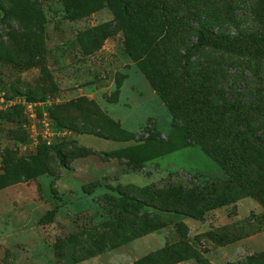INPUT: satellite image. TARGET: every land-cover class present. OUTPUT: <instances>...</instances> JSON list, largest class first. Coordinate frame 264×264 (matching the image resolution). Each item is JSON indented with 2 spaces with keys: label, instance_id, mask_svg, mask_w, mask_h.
<instances>
[{
  "label": "rangeland",
  "instance_id": "rangeland-1",
  "mask_svg": "<svg viewBox=\"0 0 264 264\" xmlns=\"http://www.w3.org/2000/svg\"><path fill=\"white\" fill-rule=\"evenodd\" d=\"M0 1L8 12L0 24V264H132L180 240L169 223L119 244L124 229L115 224L112 200L140 186L186 188L226 176L194 145L135 160L137 165L127 160L133 161L127 157L136 139H146L149 132L164 138L170 132L171 115L124 51L108 7L69 19L63 0ZM253 2L168 0L160 11L171 21L164 29L173 35L166 50L182 52L205 23L231 36L259 31ZM103 23H109V35L90 34ZM189 50L190 73L208 78L218 97L264 105V52L251 57L209 46ZM167 63L177 71V63L170 58ZM106 120L133 140L108 136L102 131ZM57 144L62 160L50 148ZM113 150L120 159L110 154ZM3 154L13 155L18 165L6 178ZM89 166L111 170L91 174ZM260 212L255 200L241 197L201 219H179L186 227L182 240L210 264L245 256L264 264V230L222 251L203 235L211 227H234L246 219L253 223ZM134 215L121 217L126 221ZM178 264L197 262L187 258Z\"/></svg>",
  "mask_w": 264,
  "mask_h": 264
},
{
  "label": "trees",
  "instance_id": "trees-1",
  "mask_svg": "<svg viewBox=\"0 0 264 264\" xmlns=\"http://www.w3.org/2000/svg\"><path fill=\"white\" fill-rule=\"evenodd\" d=\"M67 17L73 19L106 5L113 15L112 24L122 32L124 51L144 75L151 88L171 115L170 132L159 138L149 132L146 139H136L127 158L135 160L155 157L185 145L198 146L223 172L226 178L218 182L193 184L190 187L171 186L152 189L140 186L134 192H118L112 200L117 212L113 217L118 228L124 229L119 244L144 235L166 224L173 223L180 240L165 244L135 259L132 264H175L193 258L197 264H210L196 254L184 240L186 227L179 219L196 218L212 209L234 203L241 197H250L261 207L253 223L245 220L235 228L222 225L204 232V237L215 245H225L264 230V105H251L248 99H222L216 87L206 77L192 75L190 48L206 46L234 54L249 55L264 52V0H254L253 15L259 31L231 36L217 32L209 24H201L193 43L176 55L167 51L170 31L164 30L171 21L161 12L170 5L168 0H63ZM161 11V12H160ZM8 12L0 1V24ZM109 23L99 24L90 34L109 35ZM84 49L90 50L87 46ZM170 48V47H169ZM167 51V52H166ZM167 56L177 63V71L169 68ZM220 86V83H219ZM12 113V112H9ZM65 123V122H63ZM62 125V124H60ZM67 125V124H66ZM101 127V126H100ZM99 128V126H98ZM102 128V127H101ZM102 131L118 140H133L114 122L106 120ZM178 132L179 134H174ZM124 135V136H123ZM176 136H179L178 140ZM147 142V144H144ZM62 160L60 145L50 147ZM116 151L110 154L116 155ZM3 178L14 174L17 160L13 155L3 157ZM126 160V161H127ZM65 162L64 160L62 163ZM12 176V175H10ZM198 178V177H197ZM95 187L96 182H91ZM147 209V210H146ZM137 212L129 220L121 216ZM136 218V219H135ZM160 218L164 220L160 221ZM175 218V220L173 219ZM248 225V227H247ZM110 248L113 243L108 244ZM224 264H255L251 256Z\"/></svg>",
  "mask_w": 264,
  "mask_h": 264
},
{
  "label": "crops",
  "instance_id": "crops-1",
  "mask_svg": "<svg viewBox=\"0 0 264 264\" xmlns=\"http://www.w3.org/2000/svg\"><path fill=\"white\" fill-rule=\"evenodd\" d=\"M105 167H106V166H105ZM105 167H104V168H105ZM106 168H107V170H106V169H103V168H99V167L89 166V167L86 168V171H88V170H89V172L91 171V174L96 173V172H95L96 170H102V173H101V174L109 173V171L111 170V168H110L109 166L106 167ZM116 169H117V168H116ZM103 171H105V172H103ZM248 237H249V236H248ZM246 238H247V237H246ZM242 239H245V238L238 239V240H236V241H234V242H231V243H235V242L241 241ZM231 243H228V244H225V245H221V246L218 245L217 249H221V251L224 250V249H227V247H228ZM177 264H178V263H177Z\"/></svg>",
  "mask_w": 264,
  "mask_h": 264
},
{
  "label": "built area",
  "instance_id": "built-area-1",
  "mask_svg": "<svg viewBox=\"0 0 264 264\" xmlns=\"http://www.w3.org/2000/svg\"><path fill=\"white\" fill-rule=\"evenodd\" d=\"M63 134H65L64 131H59V132H58V135H63Z\"/></svg>",
  "mask_w": 264,
  "mask_h": 264
}]
</instances>
